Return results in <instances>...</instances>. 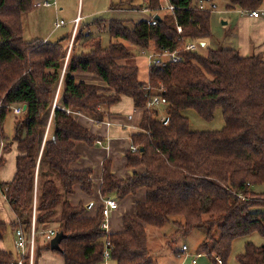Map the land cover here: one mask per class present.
<instances>
[{"label": "trees", "instance_id": "obj_1", "mask_svg": "<svg viewBox=\"0 0 264 264\" xmlns=\"http://www.w3.org/2000/svg\"><path fill=\"white\" fill-rule=\"evenodd\" d=\"M200 1L169 0L176 6L175 15L165 13L156 24L142 19L130 27L124 19H97L99 30L107 29L112 36L109 45L103 46L100 35H85L80 28L75 41L83 38L88 50H72L65 64L69 36L55 42L24 39L23 16L35 0H0V139L6 143L3 153L14 144L18 151L14 177L0 180L16 216L11 224L0 221V239L11 226L29 241L35 212L33 264L50 248L49 243H36L51 225L66 235L61 250H53L65 264L102 261L107 236L101 228L102 206L88 217L85 204L69 199L76 186L87 195L93 193L92 168L71 166L81 157L76 143L94 145L99 140L75 115L102 122L103 108L124 95L145 108L140 131L132 135L139 150L125 155L128 166H141L144 171L120 179L106 158L100 192L103 197L113 194L123 199L145 188L146 196L136 202V216L125 214L123 229L108 235L115 264H156L147 226L163 228L174 216L184 218L177 222L182 232L195 227L207 230L200 248L215 262L218 256L226 263L239 237L257 233L264 238V191L253 190L264 185V56L242 55L235 48L209 49L207 54L182 51L187 41L206 42L212 34V9L206 6L212 0H203L204 9ZM227 2L228 9L245 11L264 4V0ZM160 5L161 0H147L146 9L155 12ZM127 43L158 51L181 50L184 60L152 66L146 81L138 64L126 63L134 58ZM77 72L97 74L106 86L78 82ZM148 85L151 89L146 91ZM156 94L166 106L164 117L159 108L147 106ZM24 105L26 109L15 116L14 136L5 139L6 118L14 107ZM217 107H222L225 118L221 130L190 129L185 110L212 119ZM4 162L2 154L0 168ZM237 258L239 264H264V243L246 242ZM20 260L30 264L29 255L0 248V264Z\"/></svg>", "mask_w": 264, "mask_h": 264}, {"label": "rangeland", "instance_id": "obj_2", "mask_svg": "<svg viewBox=\"0 0 264 264\" xmlns=\"http://www.w3.org/2000/svg\"><path fill=\"white\" fill-rule=\"evenodd\" d=\"M36 1L37 0H35L33 7L34 10H30L29 13H26L23 16L24 39L31 40L39 35L40 37H47L51 42H55L63 36H70V40L68 42V56L65 59V64H67L69 54L72 50H88L84 46L85 44L83 43V38L81 40L75 41V37H72V29L74 26V23L72 22L73 18L77 16L80 18V26L78 30L80 28H84L83 33L85 35H100L102 37L103 46H108L112 40V36L107 29L102 31L99 30L98 26L94 23L95 20L110 19L115 17L129 18L131 17L130 14L132 13L124 15V12L127 10L121 9H131V7L127 4L129 2L134 4H145L146 0H56L58 8L54 4L53 6L51 5L52 7L38 8L36 6ZM227 3V0H212L207 2L206 6L212 9V34L206 40V44L201 46L198 51L202 54H207L209 49L235 48L239 50V47H241L244 39L247 42V37L250 36L251 38L256 39L259 49L262 47L261 52H263L264 56V37L261 38V36H263V32H261L251 23H243V19L245 16H247L245 10H241L239 8L228 9ZM60 6L62 8H60ZM260 12L262 16L261 18H264V4L260 8ZM153 13V11L148 10L145 11V13L140 14V16L136 15L133 18L138 21L141 20V18L138 17H154ZM162 14L165 13L162 12ZM61 19H63L65 23L59 27H56V23L60 22ZM131 25L133 26V24L130 23L129 26ZM128 46L133 51L134 58L126 63L138 64L140 67V77L147 81L149 77V67L148 65L144 64L146 58L142 55L143 48L131 44H128ZM70 49L71 51H69ZM83 75L89 76L86 77V80L84 79L85 81H90L88 83L94 85H100L99 83H101L102 85H106V82L97 74H78L79 77ZM102 92L104 93V91ZM130 98H128V100H131ZM117 106H124V103H121ZM165 107V104H161L159 107H157L159 108L161 117L165 116ZM183 114L189 118V127L191 130L215 131L221 130L225 125L222 107H217L215 109L212 119H205L201 117L193 109H187L183 112ZM15 116L16 115L12 111L4 122L5 139H12L14 136L16 122ZM95 144H97V142H95ZM12 149L13 148H11L8 152L3 153L5 157L3 166L6 168V174H4L5 177H7L12 172L15 165L13 156L14 149ZM126 153L127 151L124 153L121 151L119 156L117 155L115 156V159L113 158V161H115V169L114 163L111 160L112 170L115 175L117 176L116 172L124 175L123 177L117 176L120 179H129L133 176L135 171H144L143 167L141 166H128L127 159L125 157ZM125 173H128L129 176H125ZM253 190L264 191V185L254 186ZM137 193L130 195H137ZM94 194L96 196V191H94ZM97 194L98 196H101V192L99 190L97 191ZM113 198H116L119 203L124 199H119L117 196H113ZM129 211L130 208L128 207L124 208V210L119 208L112 213V216H114V213L119 214V217L122 216V218L125 214H128L132 217L136 216V209H134L132 215ZM14 216V210L11 208L9 203L4 200L3 192L0 188V221H5L11 224L15 219ZM178 221H184V218L181 216H174L171 218V221H169L163 228L147 226L148 244L151 250V258L156 262V264H193L192 260L194 257H196L198 252L204 253L198 257L197 264H216L214 259L212 258V260L207 255L206 251L200 248V245L207 238V230L203 227H195L190 232L185 233L180 231V228L177 224ZM51 227L53 228L50 229L58 230L56 229L57 226L55 225H51ZM216 231V237L218 238L220 235V229L217 226ZM18 237L19 236L17 235L16 230L9 226V229L3 239H0V248L11 251L16 255L19 254L20 249L17 246ZM38 239L39 240L36 244L39 246L44 240V237L40 235ZM248 241H252L257 245H262L264 243V238L257 233L237 238L233 243L232 253L226 260L225 264H239L237 257L245 251V244ZM183 245H187V252H183ZM47 250V252L42 253L39 264H64L63 257L59 253L50 250V248ZM35 259L37 260V251L35 254ZM107 263L115 264L113 260H107Z\"/></svg>", "mask_w": 264, "mask_h": 264}, {"label": "crops", "instance_id": "obj_3", "mask_svg": "<svg viewBox=\"0 0 264 264\" xmlns=\"http://www.w3.org/2000/svg\"><path fill=\"white\" fill-rule=\"evenodd\" d=\"M42 1H44V0H37L36 2H42ZM49 1L54 2L56 0H49ZM127 4L131 7V9L124 8L121 10H127L126 12H124V15H128L129 13H132V14H130L131 17H129V18L128 17H115V19H124V20H127L128 25H130V23L134 25V23L138 22L139 20L136 21V19H134L133 17L136 15L140 16V14H143V13H145V11H148V9H146L147 0L145 1V4H134L131 2L127 3ZM36 6L38 8H41V7H52L53 5L52 6H44V5L38 6V5H36ZM55 6L58 8L57 3ZM60 8H62V7L60 6ZM27 13H29V12H27ZM246 15L247 16H245V18L243 19V23L244 24L251 23L256 28H258L261 32H263V36H261V38L264 37V18H261L262 17L261 15L259 17H254V16H251L247 13H246ZM77 17L73 18V21ZM138 18H141V20H142V19H150L151 17L148 18V17L142 16V17H138ZM61 20H63V19H61ZM79 26H80V22H79L78 28H79ZM130 27H132V25ZM78 28H77V30H78ZM73 29H74V26H73ZM73 29H72V37H73ZM66 36H68V35H66ZM63 37H65V36H63ZM63 37H61V38H63ZM61 38H59V39H61ZM33 39L50 41L47 37H40L39 35ZM261 50H262V47L259 49V46H257L256 39L248 36L247 42L244 39V41L242 42L241 47H239L238 51L242 55H253V54H262L263 55V52H261ZM146 61L147 60H145L144 64L148 65ZM79 73H87V72L74 73V76L78 82L79 81H84L86 83L90 82V81H85L86 77H89V76L83 75V76L79 77L78 76ZM99 84L100 85H98V86H100V87L106 86V85H102L101 83H99ZM106 93H108V92H106ZM127 97L130 98L129 96L124 95V96H122L121 100L118 103H116L110 107L103 108V111L105 112V119L102 122L96 123L92 118H90L89 116L82 114V113L81 114L77 113L75 115V117L78 119V121L82 125L88 127L94 134H96L98 136L99 140L103 141V144H94V145H88L84 142H77L75 149L77 152L80 153L81 157L78 161L72 163V165H71L72 168H74V169L92 168V170H93V174H92L93 193H92V195H87L84 192H82V190L80 189L79 186H76L74 193L69 195V199L73 204L77 205L81 202L87 206V210H86L85 215L88 217H94L96 215L98 207L102 206L103 200L105 199V197H103L102 195L98 196V194H97V191L98 190L100 191V186L102 183L104 160L106 158H109L110 160H112V162L114 163V169H115V161H113L115 159V156H117V155L119 156V153L121 151H122V153H124L126 151H129V149L132 150V147L134 146V144L132 143V135L134 133H137L140 131V123H141L145 108L135 106L133 99L130 98L131 100H128ZM121 103H124V106H117ZM2 141L5 143L4 140H2ZM11 148L14 149V150L13 149L12 150H13L14 164L15 165L13 167L12 172L7 177H5V175H4V174H6V168L4 166H3L4 168L3 167L0 168V180L2 182L12 180V178L14 177V174L16 172V157L18 154L16 144L12 145ZM115 153H116V155H115ZM2 154H3V148H1V146H0V156ZM124 162H125V160H124ZM116 174L118 177L124 176V175H121L117 172H116ZM125 174H126L125 176H129L128 173H125ZM5 179H7V180H5ZM94 191H96V196L94 194ZM113 196H115V195L112 194L108 197H113ZM145 196H146V190H145V188H141L138 191L137 195H129L126 198H124L123 200H121V202L119 203L118 209L120 208L121 210H124V208L128 207V208H130L129 212L132 215V212L135 209L136 202L140 201V200H144ZM3 198L6 202H8L4 195H3ZM118 209H116V210H118ZM115 211H113V212H115ZM14 218L16 219V216H14ZM50 228H53V227H50ZM122 229H123V218H122V216L119 217V214H115V213H114V216H112V214H111V216L109 218V233L118 232V231H121ZM16 232H17V235L19 236L20 232L19 231H16ZM42 236L44 237V240L40 243V246H44L47 243L50 244V241L52 238L47 234V231H44V233H42ZM47 251L48 250L45 249L42 251V253H45ZM42 253H41L40 258L38 260V264L40 263L39 261L41 259ZM63 261H64V259H63ZM64 264H65V262H64Z\"/></svg>", "mask_w": 264, "mask_h": 264}, {"label": "built area", "instance_id": "obj_4", "mask_svg": "<svg viewBox=\"0 0 264 264\" xmlns=\"http://www.w3.org/2000/svg\"><path fill=\"white\" fill-rule=\"evenodd\" d=\"M56 3H57L56 1L51 2L49 0H44L42 2H37V5L38 6H41V5L51 6L53 4L56 5ZM200 3H201L200 8L204 9L206 7L204 1L201 0ZM175 9H176V6L173 3H170L169 0H161L160 7L153 13L154 17H151L149 19V22L152 24H156L157 20H158L156 18V16L157 15L159 17L162 16L163 15L162 12L175 15ZM246 13L251 15V16H254V17H259L261 15L260 9L246 11ZM79 22H80L79 17H77L73 21V23H74L73 37H75ZM64 23H65L64 20H60V22H57L56 27H59ZM177 31H178V33L183 32V28L181 25L177 24ZM201 46H202V44L200 41H187L185 46L183 47L182 51L194 52V51H197ZM69 51H71V49ZM182 51L181 50H169V49L158 51V50H155L153 48H150V49L143 48L142 49V55L145 56V58L147 60L148 67L151 68L152 66L161 65L164 63L178 64V63L182 62L184 60ZM145 89L147 91V90H150L151 88L148 85ZM58 94H57L55 102H54V107L57 106ZM163 102L164 101H163L162 97L159 96L158 94H156L155 96H153L152 99H150L147 106L150 108L151 107H159L161 104H163ZM22 112H23L22 106H16L13 108V113L15 115H20ZM47 133H48V129H47ZM96 142H97V144H103L102 140H97ZM4 145H5V143L2 140H0L1 148H3ZM138 150H139L138 146L134 145L132 147V151H138ZM118 207H119V202L116 198L105 197V199L103 200L102 211H103L104 218H103V221L101 223V228L107 236L104 240L105 241V247H104V252H103V259H102V261L97 262V263H93V264H108L107 260H113L112 259V246L113 245H112L110 238L108 237V235H109V218H110L112 212L115 211L116 209H118ZM35 225H36V213L34 212L33 222H32L31 239L28 241L26 239L25 235L23 234V232H20L18 240H17V246L20 249V255L21 256L29 255L30 264H33L34 258H35ZM57 232H58V230H55V229H48L47 230V234L51 238H53L57 234ZM187 250H188L187 245H183V252H187ZM201 255H202V253H198L196 255V257H194V259L192 260V263L197 264V259ZM215 258H216L215 260H216L217 264H224L223 259L221 257L217 256ZM19 264H23V261L20 260Z\"/></svg>", "mask_w": 264, "mask_h": 264}, {"label": "water", "instance_id": "obj_5", "mask_svg": "<svg viewBox=\"0 0 264 264\" xmlns=\"http://www.w3.org/2000/svg\"><path fill=\"white\" fill-rule=\"evenodd\" d=\"M156 18H160L158 15L156 16ZM202 46H204L206 44V42L202 41L201 42ZM23 109H26V105L23 106ZM168 120L165 119V122H167ZM66 235L64 233V231H58L57 234L51 239L50 241V249L51 250H56V251H60L61 250V246L60 243L63 240V238H65Z\"/></svg>", "mask_w": 264, "mask_h": 264}]
</instances>
